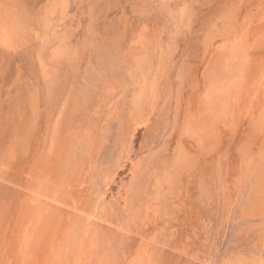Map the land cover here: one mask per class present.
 <instances>
[{
	"label": "bare ground",
	"instance_id": "6f19581e",
	"mask_svg": "<svg viewBox=\"0 0 264 264\" xmlns=\"http://www.w3.org/2000/svg\"><path fill=\"white\" fill-rule=\"evenodd\" d=\"M197 1L0 0V76L34 89L10 108L37 117L21 181L3 76L0 264H264V0H229L199 65Z\"/></svg>",
	"mask_w": 264,
	"mask_h": 264
},
{
	"label": "rangeland",
	"instance_id": "374dc122",
	"mask_svg": "<svg viewBox=\"0 0 264 264\" xmlns=\"http://www.w3.org/2000/svg\"><path fill=\"white\" fill-rule=\"evenodd\" d=\"M199 1L202 2L201 4H202L203 8L201 7ZM204 1H205V0H203V1L198 0V1H197L198 3H196V2L193 3V6H194V8H195V9H194V10H195L194 12H195L196 15H197V17H196V15L194 16V19L197 18L199 21H198L197 19H195L196 21L193 19V24H194V26H193V24H192V25H190V27H192L191 30H193L194 28H196V30H199V31H196V30L194 29V31H196L197 33H195V32L193 33V31H191V30H189V31H190V32H189V31L187 30V29H189V27H188L189 25H187L188 28H187L186 26H185L186 28L183 27V29H184L183 34L187 31V32H189V35H188V33H187V34H184V35H183V34H182V35L180 34V40H179V43H180V45H181V49H182L183 51H184V49L188 50L187 52L184 51V52L187 53V54L185 53V55H187V57H188V55L190 56L189 58H187V57H186V58H187V60H191L190 58H192L193 61H192V60H191V61L193 62V64H198V63H196V62H199V60H200V57H199V56H200L201 54H202V55H201V58H202L201 60H202V62H203L204 59H206V58H208V57L210 56V51H211V50L209 51V50H208L209 48L207 47V46L211 43L210 41H212V42H213V41H216V42H217V44H216L217 46L212 47V48H213V49H212L213 52L215 51V52H214L215 54H214L213 56H216L217 54H219V53L221 52V45H222L223 42H222V40H221L220 37H218V36L215 37V36L217 35L216 33H217L218 31H220L219 28H221V26H222V24L224 23V21L227 20L228 17L232 16V12H233V13H236V10L238 11V6L234 5V2H233V3L230 2V1H233V0H230V1H229V0H227V1H226V0H206L205 2H204ZM212 1H213V2H212ZM218 2H219V3H218ZM221 2H222V3H221ZM229 2H230V3H229ZM210 3H211V4H210ZM214 3H215V4H214ZM225 3H226L227 5H226ZM228 3L231 5V7H230V5H229ZM235 3H236V2H235ZM222 4H223V5H222ZM232 4H233V6H232ZM237 4H238V3H237ZM198 5H199L201 8L198 7ZM207 5H208V6H207ZM224 5H225V6H224ZM226 6H227V7H226ZM234 6H236V7H234ZM208 7H210V8H208ZM211 7H212V8H211ZM196 8H197L198 10H196ZM234 8H235L236 10H235ZM199 9H200V11H199ZM213 9H214V10H213ZM222 9H223V10H222ZM201 10H202V11H201ZM232 10H233V11H232ZM198 11H199V12H198ZM203 11H204V12H203ZM209 11L212 12V13H210ZM234 11H235V12H234ZM195 13H194V14H195ZM226 13H227L228 15H227ZM199 14H200L201 16H200ZM202 14H203V15H202ZM219 14H220L221 16L225 14L224 16L227 15V17H226V18L223 17V16L220 17ZM229 15H230V16H229ZM233 15H234V14H233ZM198 16H199V17H198ZM209 16H210V17H209ZM218 16L220 17V20H219V18H218V19L216 18V17H218ZM221 18H223V19L221 20ZM224 19H225V20H224ZM210 20H211V21H210ZM212 20H213V21H212ZM194 21H195V23L197 22V24H195ZM207 21H209V22H207ZM198 22H199V23H198ZM213 22H214V23H213ZM221 22H222V24H221ZM200 23H201V24H200ZM219 23H220V24H219ZM199 24H200V25H199ZM210 24H211V25H210ZM212 25H213V26H212ZM210 26H211V27H210ZM217 26H218L219 28H217ZM193 27H194V28H193ZM212 27H213V28H212ZM214 27L217 28V30H216L217 32L215 31L216 28L214 29ZM160 28H161V27H160ZM162 28H163V27H162ZM208 28H209V30H208ZM210 28H211V30H214V31L216 32V33H215V32H213V31H211L212 33H214L213 35L210 33V34L212 35L211 37L209 36L210 34H209V32H208V31H210ZM202 29H203V30H202ZM204 29H205V31H204ZM218 29H219V30H218ZM162 30L166 33V31H165L164 29H162ZM185 30H186V31H185ZM206 32L208 33V36H209L210 38L207 37V39H205V41H206V40L208 41V42L206 41L207 43L205 42V43H206V44H205L203 38H201V37H204V36H202V34H204V33L207 34ZM191 33H192V34H191ZM194 34H195V35H194ZM186 35L188 36V38H187ZM192 35H193L194 38H192ZM182 36H183V37L185 36V39L183 38L184 40H181V39H182ZM199 36H200V38H199ZM205 37H206V35H205ZM205 37H204V38H205ZM213 38H215V39H213ZM186 39H187V40H186ZM196 39H197V40H196ZM191 40H192V41H191ZM202 40H203V42H202ZM218 40H220V41H218ZM181 41H182V43H181ZM198 41H199V42H198ZM190 42H191V43H190ZM201 42L204 43V44H202ZM209 42H210V43H209ZM221 42H222V43H221ZM183 43H184V49L182 48V47H183V45H182ZM189 43H190V45H187V44H189ZM185 44H186L187 46H185ZM201 45H202V48L204 47V50L201 49ZM203 45H204V46H203ZM199 47H200V50L198 49ZM206 47H207V48H206ZM218 48H219V49H218ZM189 49H190V50H189ZM216 49H217V51H216ZM201 50L204 51L205 54H204V53H201ZM206 51H207V52H206ZM208 51H209V53H208ZM194 52H195V53H194ZM216 53H217V54H216ZM196 54H198V55H196ZM212 54H213V53H212ZM194 56H196V57H194ZM202 56H205V57H202ZM197 57H198V58H197ZM201 60H200V61H201ZM194 61H195V62H194ZM199 64H200V62H199ZM199 64H198V65H199ZM198 65H195V66H198ZM13 66H14V65H13ZM13 66H10V68H9V70H8V74L5 75L6 77H5L4 75L0 76V79L4 76V78H5V79H4L5 81L3 80L4 83L6 82V80H9V81H7L8 84H5V85H4L3 82H2V84H3L4 86H6V89H8V86H7V85H10V87H9V89H8V90H9V91H8V93H9L8 96H9V95L11 94V92L13 91V88H12V87H13V86L16 87V85H17V84H13V83H14V82H15V83H18V81L20 80V78H19V73H20V72H23V73H21V74L27 75V74H25V70L23 71V69H21V67H20V70H22V71L19 70V66H18V64H16L15 67H16V69L19 70L20 72L16 71V69H15ZM11 68L14 69V70H12ZM11 70H12V72H13L14 74L11 72ZM14 71L16 72V74H15ZM3 73H4V72H3ZM3 73H2V74H3ZM9 73H12V75H17L18 78L14 76V77L12 78V80H13L14 78H15V79H14V81L12 82V80H11V78H10V77H12V75L9 74ZM9 75H10V76H9ZM24 75H21V76H24ZM28 75H31V74L28 73ZM28 75H27V77H29ZM8 76H9L10 79L7 78ZM29 78H30V77H29ZM15 80H16L17 82H16ZM10 81H11V83H10ZM31 81H32L33 83L36 82V81H34V80H31ZM32 82H31V83H32ZM2 84H1V81H0V89L3 87ZM31 86H33V84H32ZM4 88H5V87H4ZM4 88H2V89H3L4 91L7 92V90L4 89ZM11 88H12V91H11ZM32 90H34V89L32 88L31 91H32ZM0 91H1V90H0ZM4 91H3V92H4ZM10 91H11V92H10ZM31 91H30V92H31ZM3 92L1 91L0 93H3ZM30 92H28V95L31 97L32 94H30ZM32 92H33V91H32ZM18 93H19V92H18ZM18 93L16 94V93L13 92V94L10 95L9 98L7 97V95L5 94V92H4L3 94H4V97H5V95H6V97L9 99V102L15 100V99H12V98H14V96H18V95H19L20 97H23V98H19V97H18L19 100H18V99L16 100V101L18 102V105H19V103H20L19 101H20L21 99H22V101H23V100H24V101L26 100V102H24V103H25V107L27 106L28 103H30V104L32 105V102H31V101H33V100H32V98H30V97H29V99H27V97H28V96H27V92L23 93V96H22V94H20V93L18 94ZM15 94H16V95H15ZM24 94H25V95H24ZM13 95H14V96H13ZM11 96H12V98H11ZM24 96H25V97H24ZM7 98H6V99H7ZM15 98H17V97H15ZM25 98H26V99H25ZM10 99H11V100H10ZM16 101H13L12 104H11V102L8 103V107L6 108V111H7V110H11L10 112H11V113H14L13 110H14V108H15V110H16V111L14 110L15 113L18 111L17 114H16V116L14 115L15 113H14V114H11V115H12V116L14 115L12 118H15V117H16V119H13L14 121L17 120V119H18L19 121H15V123L12 124L14 121H8V120H6V122H8V124H5L6 122H5V120H4V122H5V123H4V124H5V125H4V128L7 127L6 129L11 130V132H12V133H11V132H8L7 134H9V133L13 134L14 132H13L12 129L15 130L16 126H14V125H15V124L17 125V129H18L19 133H20V131H21L22 133L17 134L18 131L15 130V136H16V135H19V136H20L19 138H20L21 141L18 139V137H16V138H17V141H19V142H17V144L20 143V146H21L22 148H21L19 145H17V146H19V147H17V146L15 145V146H16V149H18V152H16L17 150L14 151V150H15V147H14V150L10 148V147H11V144H15V143H16V141H14V140L16 139V138H14L15 136H14V135L12 136L11 134H9V135H11V136L14 138V140L12 139V142H14V143H11V144L9 143L10 146H8V145H9L8 143H7V145H5L6 142H7L8 140L11 142V139H10V138H12L11 136H10V138H8L9 135H8V137H7V134H6L7 131H6V129H5V134H6V136H5V137H6V138H5V141L7 140V138H8V140L5 142L4 139H3V141L5 142V144H4V142H2V143L4 144V146H6V147H5L6 149L9 148L11 151L14 152V153L10 154V155H12V157L14 156L13 154H15V156H14L15 158L17 157L16 160L14 159V162H15V163L13 162V165H16V166L18 165V166H19V165H20L19 162H20L21 164H22V162H23L21 158H24V159H25L26 157H29V160H28L29 162L27 161V167H26L25 170H24L23 168L20 169L21 167L16 169L15 166H13L14 168H11V166H10V168H9V165H8V167H6V171H7L9 174H10V173H12V174L17 173V175H16L17 178H16V179H19V178L21 177L20 179H22L21 181H23V180H28V178H29V179H34V177H35L36 168H35V170H33L32 166H34V167H36V166H35V165H31V164H34V163H35V162H34V160H35L34 157H35V154H36L35 151L37 150V146H36V143H35L34 139L32 140V139H29V138H33V137H34V135H35L34 132H36V130H35L36 127H35V125H34L33 123H32V124H29V117H30V119H31L30 123H31V122H34V123H35V122L37 121V117H36V116H35V118L33 117L34 119L31 118L33 115L30 116V114H33V113H30L28 117H24V116H25L24 114H27V113H24V112H26V111H24L23 109H26V108H23V109H22L23 111L21 110L20 107H19L20 109L18 108V110H17V107H14L13 109H11L10 107L14 106V104L17 103ZM14 102H15V103H14ZM22 103H23V102H22ZM10 104H11V105H10ZM18 105H16V106H18ZM29 106H30V105H29ZM27 108H31V107H27ZM34 109H35V108H34ZM34 109L31 108V110H33V112L35 111ZM6 111H5L4 113L8 115L9 113H8V112L6 113ZM27 111H29V109H28ZM20 112H21V113H20ZM30 112H32V111H30ZM19 113H20L21 115L23 114V116H22L23 118H22V119L20 118L21 115H19V116H20V117H19L20 119L18 118L17 115H18ZM34 113H35V112H34ZM7 115H6V116H7ZM34 115H35V114H34ZM6 116L4 117L5 119H6ZM9 117H11V116H9ZM7 118H8V117H7ZM26 118L28 119V120H27L28 123H27V121H26V123L24 124V128H23V129H25V131H27V132H26V133H27L26 136H28L29 133H30V135H29L28 137L23 136V137L25 138V139H23V138H21V136H22V135H25L26 133H25V132L23 133V130H21V127H23L22 124L25 122ZM24 119H25V120H24ZM9 120H12V119L10 118ZM23 120H24V121H23ZM34 120H35V121H34ZM21 121H23V123H22ZM16 122H19V123L17 124ZM9 123H11L12 126H14L15 128H12V129H10V127L8 128V125L11 126V124H9ZM19 124L21 125L20 128H18ZM35 124H36V123H35ZM6 125H7V126H6ZM27 125L30 126L29 129L31 130V132H28L29 129H27V128H28ZM31 125H32V127H31ZM26 126H27V128H25ZM32 129H33L34 131H33ZM21 134H22V135H21ZM222 137H223V136H222ZM22 139H23V140H22ZM28 140H30V141H28ZM9 141H8V142H9ZM22 141H24V142H22ZM29 142H30V143H29ZM34 143H35V144H34ZM30 144H31V145H30ZM28 146H29V147H28ZM7 147H8V148H7ZM27 147H28V150H27ZM31 147H32V148H31ZM12 148H13V146H12ZM19 148H21L20 151H19ZM23 148H24V149H23ZM25 148H26V149H25ZM30 148H31V149H30ZM243 148H244V150H245V146H244ZM29 149H30V150H29ZM21 150H23L24 152L21 151ZM26 150H27V151H26ZM25 151H26V153H25ZM28 151H29V152H28ZM18 153L20 154V156L18 155ZM22 153H24V154H22ZM33 153H35V154H33ZM26 154H27V155H26ZM221 154H222V153H221ZM16 155H18V156H16ZM21 156H23V157H21ZM25 156H26V157H25ZM12 157H11V158H12ZM12 159H13V158H12ZM17 159H19L20 161H19V160L17 161ZM21 161H22V162H21ZM17 162H18V163H17ZM33 162H34V163H33ZM16 163H17V164H16ZM29 165H30L31 167H30ZM28 166H29V167H28ZM18 169H20V170L17 171ZM28 169H31V172H27ZM32 170L34 171V173H33ZM10 171H12V172H10ZM22 171H23V172H22ZM24 171H25V172H24ZM29 171H30V170H29ZM30 174H31V175H30ZM32 177H33V178H32ZM20 190H21V189H20ZM21 191H22V193H23V190H21ZM21 191H20V193H21ZM12 202H13V200L11 201V203H12ZM13 205H14V204H12V206H13ZM12 206H11V207H12ZM14 206H16V204H15ZM14 206H13V207H14Z\"/></svg>",
	"mask_w": 264,
	"mask_h": 264
}]
</instances>
